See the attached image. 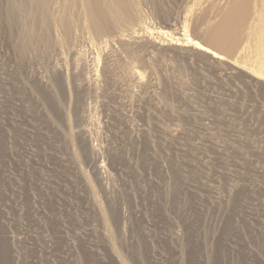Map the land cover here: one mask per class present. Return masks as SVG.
Returning <instances> with one entry per match:
<instances>
[{"label":"rangeland","instance_id":"rangeland-1","mask_svg":"<svg viewBox=\"0 0 264 264\" xmlns=\"http://www.w3.org/2000/svg\"><path fill=\"white\" fill-rule=\"evenodd\" d=\"M239 1L0 0V264H264V0L216 33Z\"/></svg>","mask_w":264,"mask_h":264},{"label":"bare ground","instance_id":"bare-ground-1","mask_svg":"<svg viewBox=\"0 0 264 264\" xmlns=\"http://www.w3.org/2000/svg\"><path fill=\"white\" fill-rule=\"evenodd\" d=\"M249 0H240L232 10H230L227 14H223L221 16L218 23H216V33L220 34V37L223 40H227V33L233 28V21L234 19H239V24L243 23L246 20V15L248 14L247 10V3ZM86 6L88 10H92V3L91 0H87ZM202 44V43H201ZM198 49L205 52L206 54L212 56L213 58H221L219 55H216V53L210 51L209 49L201 46L198 44Z\"/></svg>","mask_w":264,"mask_h":264},{"label":"built area","instance_id":"built-area-1","mask_svg":"<svg viewBox=\"0 0 264 264\" xmlns=\"http://www.w3.org/2000/svg\"><path fill=\"white\" fill-rule=\"evenodd\" d=\"M94 146H95L96 151H98V146H97L96 144H94ZM101 157H102V156H101ZM102 158H103V157H102ZM100 165H102V166L105 168V173L102 174V177L105 178V174H106V165H105L103 159H101V164H100Z\"/></svg>","mask_w":264,"mask_h":264}]
</instances>
